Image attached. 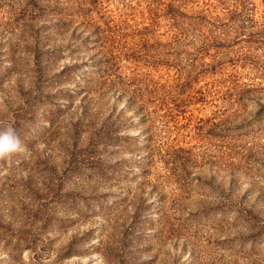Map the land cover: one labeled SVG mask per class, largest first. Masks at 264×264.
<instances>
[{
	"label": "rangeland",
	"instance_id": "1",
	"mask_svg": "<svg viewBox=\"0 0 264 264\" xmlns=\"http://www.w3.org/2000/svg\"><path fill=\"white\" fill-rule=\"evenodd\" d=\"M0 264H264V0H0Z\"/></svg>",
	"mask_w": 264,
	"mask_h": 264
},
{
	"label": "clouds",
	"instance_id": "2",
	"mask_svg": "<svg viewBox=\"0 0 264 264\" xmlns=\"http://www.w3.org/2000/svg\"><path fill=\"white\" fill-rule=\"evenodd\" d=\"M24 151L23 142L11 126L0 130V161L10 160L15 154Z\"/></svg>",
	"mask_w": 264,
	"mask_h": 264
}]
</instances>
